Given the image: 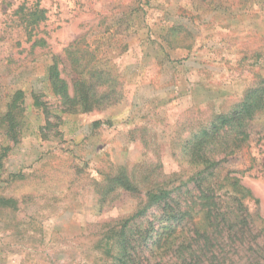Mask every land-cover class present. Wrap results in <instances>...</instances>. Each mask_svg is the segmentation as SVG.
<instances>
[{
	"label": "rangeland",
	"instance_id": "rangeland-1",
	"mask_svg": "<svg viewBox=\"0 0 264 264\" xmlns=\"http://www.w3.org/2000/svg\"><path fill=\"white\" fill-rule=\"evenodd\" d=\"M68 47L89 62L83 78L107 72L118 103L61 112L47 67L59 57L71 92ZM263 78L264 0H0V199L17 201L0 206V264H100L99 225L143 201L121 194L103 202L105 177L124 167L150 185L186 180L180 143ZM18 91L13 144L3 119ZM249 132L220 178H239L252 196L248 211L264 219V112Z\"/></svg>",
	"mask_w": 264,
	"mask_h": 264
},
{
	"label": "trees",
	"instance_id": "trees-1",
	"mask_svg": "<svg viewBox=\"0 0 264 264\" xmlns=\"http://www.w3.org/2000/svg\"><path fill=\"white\" fill-rule=\"evenodd\" d=\"M32 17V23L44 19L43 13ZM71 48L65 50L73 74L71 92L61 77L59 57L47 67V81L61 112L85 114L118 103L122 96L115 91V81L104 70L91 72L90 80L83 78L89 62L76 57ZM104 86L108 91H100ZM22 97L20 91L14 94L3 119L5 137L13 144L20 136L22 110L17 103ZM261 112L264 78L248 88L227 114L215 115L180 143L181 157L191 168L186 180L150 185L148 177L136 180L124 167L106 176L100 193L103 202L121 194L143 196V201L128 217L99 225L95 247L100 264H264V219L244 204L252 198L250 191L239 178H220V165L248 142L251 121ZM44 113L47 122L40 135L47 139L50 114ZM55 119L58 124L59 117ZM16 203L0 199L2 207L15 209Z\"/></svg>",
	"mask_w": 264,
	"mask_h": 264
}]
</instances>
